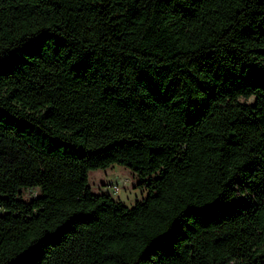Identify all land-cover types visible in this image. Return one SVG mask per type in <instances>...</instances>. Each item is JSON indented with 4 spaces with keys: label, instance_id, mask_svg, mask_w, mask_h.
<instances>
[{
    "label": "trees",
    "instance_id": "16d2710c",
    "mask_svg": "<svg viewBox=\"0 0 264 264\" xmlns=\"http://www.w3.org/2000/svg\"><path fill=\"white\" fill-rule=\"evenodd\" d=\"M0 264H264V0H0Z\"/></svg>",
    "mask_w": 264,
    "mask_h": 264
},
{
    "label": "rangeland",
    "instance_id": "374dc122",
    "mask_svg": "<svg viewBox=\"0 0 264 264\" xmlns=\"http://www.w3.org/2000/svg\"><path fill=\"white\" fill-rule=\"evenodd\" d=\"M252 100L253 98H250L247 101L251 102ZM138 183L139 178L133 171L118 164L108 169L90 171V185L95 192H110L115 199L122 200L129 206L134 205L147 195V190L140 187ZM115 185L119 186V190L113 188ZM38 193L37 189H27L24 191V198L29 200Z\"/></svg>",
    "mask_w": 264,
    "mask_h": 264
},
{
    "label": "built area",
    "instance_id": "2783aa9c",
    "mask_svg": "<svg viewBox=\"0 0 264 264\" xmlns=\"http://www.w3.org/2000/svg\"><path fill=\"white\" fill-rule=\"evenodd\" d=\"M113 188H114L115 190H119V186H118V185H115Z\"/></svg>",
    "mask_w": 264,
    "mask_h": 264
}]
</instances>
